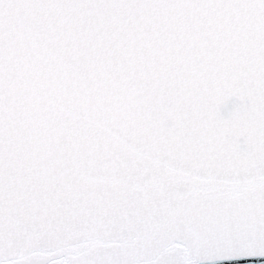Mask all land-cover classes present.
Returning a JSON list of instances; mask_svg holds the SVG:
<instances>
[{"label":"snow or ice","instance_id":"6c2138e0","mask_svg":"<svg viewBox=\"0 0 264 264\" xmlns=\"http://www.w3.org/2000/svg\"><path fill=\"white\" fill-rule=\"evenodd\" d=\"M264 258V0H0V264Z\"/></svg>","mask_w":264,"mask_h":264},{"label":"water","instance_id":"95a60500","mask_svg":"<svg viewBox=\"0 0 264 264\" xmlns=\"http://www.w3.org/2000/svg\"><path fill=\"white\" fill-rule=\"evenodd\" d=\"M217 264H264V258H247L218 261Z\"/></svg>","mask_w":264,"mask_h":264}]
</instances>
